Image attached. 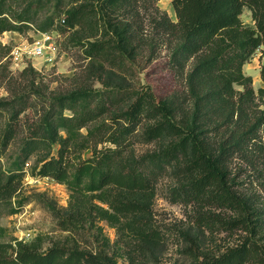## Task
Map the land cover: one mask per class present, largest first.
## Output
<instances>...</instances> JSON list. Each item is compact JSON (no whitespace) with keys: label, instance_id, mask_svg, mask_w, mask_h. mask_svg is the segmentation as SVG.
Returning <instances> with one entry per match:
<instances>
[{"label":"trees","instance_id":"16d2710c","mask_svg":"<svg viewBox=\"0 0 264 264\" xmlns=\"http://www.w3.org/2000/svg\"><path fill=\"white\" fill-rule=\"evenodd\" d=\"M138 1L71 0L72 5L62 10L60 28L90 24L97 30L109 23L113 37L81 44L87 58L116 64L120 54L134 46V24L116 25L100 18L108 8H133ZM170 1L177 21L165 14L155 26L162 37L177 42L169 66L185 78V96L157 98L146 86L109 122L104 119L111 106L124 104L129 96L115 101L112 92L83 89L54 97L50 109L27 130L13 168L4 169L0 160V204H8L9 215L18 213L29 200L20 196L24 166L31 156L44 154L33 175L65 185L70 200L61 210L40 197L59 229L70 237L81 235V243L45 248L40 236L29 243H0V264H159L163 238L153 225L152 175L144 168L150 163L162 169L182 157L188 160V200L223 231L239 236L221 253L193 252L192 264H264V87L256 92L253 78L244 73L256 52L264 51V0ZM50 2L35 0L16 13L0 0V36L25 32L34 14L38 16ZM245 9L252 13L253 27L241 19ZM38 30L64 31L52 17ZM192 59L194 64L185 74ZM260 75L264 83V65ZM18 101H0V158L22 130ZM145 117L154 122L143 132L147 142L164 135L177 142L135 159L131 136ZM55 145L60 146L57 157L51 156ZM88 150L92 155L84 158ZM101 222L117 230L115 243L105 235Z\"/></svg>","mask_w":264,"mask_h":264},{"label":"rangeland","instance_id":"374dc122","mask_svg":"<svg viewBox=\"0 0 264 264\" xmlns=\"http://www.w3.org/2000/svg\"><path fill=\"white\" fill-rule=\"evenodd\" d=\"M14 12L24 10L35 0H6ZM71 0H51L46 9L39 15L34 14L33 24L23 33L6 32L0 36V101L16 100V109L21 110L20 120L22 130L18 138L11 143L4 155L0 158L4 169L13 168L22 147V139L26 136L29 127L40 121L45 112L50 109L53 98L67 96L72 92L93 89L112 92L111 97H130L124 104L111 106L105 117L110 118L125 110L136 99L137 93L146 86L155 92L157 98L171 99L185 96L186 80L176 75L169 66L172 49L177 43L175 40L164 38L156 29V21L165 14L173 21H177L175 10L170 0H139L133 8H108L103 19L116 25L132 22L136 33L134 46L128 47L127 52L120 54L116 64L109 61L87 58L81 41L104 40L114 36L109 27L101 26L97 30L90 24L74 29L60 28L64 18L62 10L70 7ZM33 4V8H35ZM56 20L58 29L62 32H51L53 37L52 51L41 57H31L22 51H27L37 39L38 25L47 18ZM244 24L254 26L252 13L245 9L241 16ZM94 28V27H93ZM54 33V34H53ZM194 59L186 66L185 74L190 72ZM264 65V51L259 49L250 62L244 66V73L253 78V87L256 92L264 83L260 71ZM22 103L20 102V99ZM18 99V100H17ZM113 102L112 100L109 101ZM120 100L117 103H121ZM66 115H71L69 111ZM154 122L143 118L141 126L131 136L133 141L132 152L135 159L147 154L162 152L177 139L164 135L156 141L147 142L143 132ZM3 120L0 119V135ZM1 145V144H0ZM60 146L55 145L51 156L59 155ZM90 150L83 153L84 158H90ZM44 154L31 156L24 166L25 176L21 186L20 196L29 200L24 203L17 214L9 215L8 204H0V243L24 241L32 242L41 237L44 247L55 243H65L73 246L76 241L81 243V235L70 237L68 233L59 229L56 220L46 208L40 195L53 201L58 209L68 207L70 191L58 182L33 175L35 167ZM187 158L165 165L162 169L154 168L148 163L144 171L152 175L150 200L153 215V225L160 231L163 244L157 255L159 264H192V253L218 254L238 242V235H230L223 231L215 220L203 216V209L187 198V185L190 176L187 172ZM218 214L225 212L216 211ZM111 243L119 237L117 230L106 222L99 223Z\"/></svg>","mask_w":264,"mask_h":264},{"label":"built area","instance_id":"2783aa9c","mask_svg":"<svg viewBox=\"0 0 264 264\" xmlns=\"http://www.w3.org/2000/svg\"><path fill=\"white\" fill-rule=\"evenodd\" d=\"M54 34V33H53ZM53 35L51 32H40L37 31V39L32 44V46L25 52L22 51L24 54H28L31 57H41L44 54L52 51V39Z\"/></svg>","mask_w":264,"mask_h":264}]
</instances>
